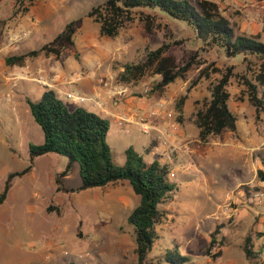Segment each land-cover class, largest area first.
<instances>
[{
  "label": "rangeland",
  "instance_id": "1",
  "mask_svg": "<svg viewBox=\"0 0 264 264\" xmlns=\"http://www.w3.org/2000/svg\"><path fill=\"white\" fill-rule=\"evenodd\" d=\"M105 1L0 0V191L10 172L30 164L29 145L44 142V133L26 101L38 97L24 87L25 81L33 83L35 90L41 84L31 79L11 80V73L21 65H7L6 56L40 48L76 20L75 44L64 55L76 52L82 60L95 54L96 65L108 68L116 85L121 83L117 75L124 63L144 61L148 50L167 43L168 53L179 64L193 60L185 76L151 92L160 75L148 71L131 82L129 90L147 98L141 114L154 108L159 99L167 102L174 115L168 117L172 123L164 132L174 137L168 141L165 136L157 138V129L133 131L108 120L107 142L115 164L124 165L126 149L133 146L147 162L169 163L170 177L179 184L176 196L162 205L165 213L157 226L161 237L149 257L179 248L189 257L182 264H251L243 244L252 235L264 264V181L258 177V170L264 169V112L256 110L242 78L257 69V59L227 56L221 47L199 39L188 23L148 9L118 35H102L87 12ZM213 1L237 33L257 34L264 42V0ZM14 38L22 46L12 48L9 41ZM230 67L234 74L227 86L229 105L239 117L240 128L211 135L203 144L194 114L211 98L213 84ZM204 70L207 75L202 74ZM185 94L180 111L176 104ZM162 121L160 116L149 118L157 127H163ZM152 137V145L157 146L154 153L146 150ZM67 163L68 158L57 153L41 155L27 174L15 178L7 199L0 204V264H137L135 234L128 216L139 196L128 182L79 190L78 163L64 178L67 191L58 190L56 175ZM213 237L217 242L211 243Z\"/></svg>",
  "mask_w": 264,
  "mask_h": 264
},
{
  "label": "trees",
  "instance_id": "2",
  "mask_svg": "<svg viewBox=\"0 0 264 264\" xmlns=\"http://www.w3.org/2000/svg\"><path fill=\"white\" fill-rule=\"evenodd\" d=\"M32 3L36 0H22ZM160 12L172 18L184 21L193 28L199 39L212 46L224 49L227 56L243 55L258 61L256 70L250 77L242 75L247 95L258 112H264V42L259 35L237 33L231 21L222 14L220 6L213 0H106L92 6L87 16L99 24L102 35L116 36L130 21L144 14L143 10ZM151 21L152 16L145 15ZM76 20L66 24L55 38L38 49L5 57L7 65H24L28 58L45 55L60 58L63 52L75 44ZM167 43L148 50L147 58L140 62H126L117 75L124 84L140 80L148 71L160 75L153 84L151 92L165 89L179 77H184L193 60L179 64L168 53ZM208 71H203L207 75ZM231 67L228 72L213 84L211 98L194 114L198 136L202 143L211 135H219L225 130L237 131L238 116L230 108V93L227 89L233 76ZM202 77V76H201ZM187 94L178 100L176 107L182 111ZM34 121L44 133V142L29 145L30 164L21 170L8 174L3 189L0 191V204L4 203L16 177L27 174L34 166L35 158L48 153H57L68 158L66 167L56 175L58 190H66L64 178L75 164H79L81 185L79 190L105 187L119 181H127L139 196V201L128 216L133 226L137 264H182L189 260L179 248H167L164 253L152 259L156 240L161 235L157 226L164 217L162 205L173 199L179 190L177 181L170 177L169 163L155 159L147 162L133 146L126 149L127 161L124 165L114 163L111 148L107 142L110 130L108 119L85 106L70 108L56 91L46 88L38 99L26 98ZM149 149V148H148ZM258 177L264 181V169L258 170ZM249 190L248 185H244ZM258 190V189H257ZM217 237L211 243L217 242ZM243 250L251 264H261L258 252L254 248L253 236L248 235ZM221 253L218 254L220 256ZM70 264H78L71 262ZM95 264H105L97 262Z\"/></svg>",
  "mask_w": 264,
  "mask_h": 264
},
{
  "label": "crops",
  "instance_id": "3",
  "mask_svg": "<svg viewBox=\"0 0 264 264\" xmlns=\"http://www.w3.org/2000/svg\"><path fill=\"white\" fill-rule=\"evenodd\" d=\"M17 39L18 38L10 39L9 45H11L12 48H18L22 46L20 42L16 41ZM64 52L60 58H56L54 56H50V57L38 56V57L28 58L25 64L21 65V67H30L33 74L42 75L44 78H52V77L55 78L56 88H54L53 90L56 91L57 95L60 98H62V96L59 93V91L68 89V85L66 84L67 81L69 79L71 80L73 78H79L77 81H75L74 85L72 86L73 89L79 93H83L89 98H95V99L94 100L88 99L84 103H75V102L67 101L62 98L68 104H71L72 109L77 106H85L88 109L107 118L108 120L111 119L113 122H115L118 125H119L118 122L119 117L123 114H126L127 118L131 120V123H129L126 128L131 127V130L133 131L137 130L143 132L142 125L137 115L144 110L142 108H145L147 106L148 104L147 98L138 97L137 95L131 93V91L129 90L130 87L129 84L120 83L114 85L112 80H110L109 78V75L111 74L109 69L106 67L100 68L99 66L96 65L95 54L86 55L85 59L78 60V58L76 57V52L71 51V56L69 57H66L64 55ZM231 57H235V56H231ZM97 64H101V62L98 61ZM120 70H123V67H121ZM101 78L104 79V83L100 81ZM31 80L36 83L35 80L33 79ZM24 87L28 90V92H30V94L33 93L36 95L35 97L38 98L41 97L42 93L46 89L45 86L37 85V90H35V85L27 81L24 82ZM120 88H127V92L123 95H118L120 105L115 106L113 104V95L115 94L117 89ZM102 103L103 105H101ZM161 119L163 120L162 121L163 127H157L156 125L152 124L153 125L152 129H157L156 131H158L157 133L159 134L157 138L165 136V138H167V140L170 141L169 138L172 137L173 135L171 132L169 134L165 133L164 127H169L170 123L172 122H170L169 118L163 119L161 117ZM239 128H240V124L238 117V129ZM225 131L236 132L231 130H225ZM196 132L199 133L198 128ZM153 142H154V137H152V140L151 142H149L146 149L151 153H154L155 149L157 148L156 145L155 146L152 145ZM165 148H167V146L162 147V149ZM212 154H213L212 152L209 153V155ZM210 161L211 163L216 164L215 166L218 167L219 163H217L213 159H210ZM126 182L127 181H119L118 183L121 184ZM239 183H241L240 180Z\"/></svg>",
  "mask_w": 264,
  "mask_h": 264
},
{
  "label": "built area",
  "instance_id": "4",
  "mask_svg": "<svg viewBox=\"0 0 264 264\" xmlns=\"http://www.w3.org/2000/svg\"><path fill=\"white\" fill-rule=\"evenodd\" d=\"M27 79H33L36 82L40 83L42 86H45L46 88L49 89H54L56 88V79L55 78H44L42 75H35L32 73V71L29 69V67H21L20 70H16L11 73V80H27ZM79 78H73L69 79L67 81L68 89L59 91L61 94L62 98L75 102V103H84L88 99L94 100L95 98H89L83 93H79L73 89V85L75 81H77ZM104 83V79H100ZM97 92V91H96ZM127 92V88H120L117 89L115 94L113 95V104L115 106L120 105V101L118 99V95H123ZM117 96V97H116ZM103 105V103L101 104ZM174 115V111L168 110L167 109V102L163 99H159L156 101V106L149 111L146 112V114H141V112L137 115L139 118V121L142 125V131L143 132H148L152 129L153 125L152 123L149 122V118L152 116H160L163 119H166L168 117H172ZM119 125L121 127H127L129 123H131V120L127 118L126 114H123L119 117L118 119ZM167 129V127H164V131ZM162 139V138H160ZM167 141L165 140L163 142V145H166ZM260 193H257V196H259Z\"/></svg>",
  "mask_w": 264,
  "mask_h": 264
}]
</instances>
